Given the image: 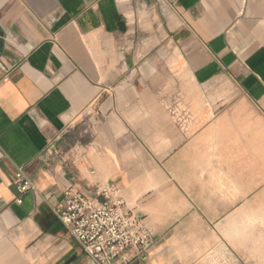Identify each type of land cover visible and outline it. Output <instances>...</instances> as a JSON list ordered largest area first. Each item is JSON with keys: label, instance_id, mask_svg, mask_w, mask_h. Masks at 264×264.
Listing matches in <instances>:
<instances>
[{"label": "crops", "instance_id": "obj_1", "mask_svg": "<svg viewBox=\"0 0 264 264\" xmlns=\"http://www.w3.org/2000/svg\"><path fill=\"white\" fill-rule=\"evenodd\" d=\"M72 186L148 230L126 264H264V0H0V264H94Z\"/></svg>", "mask_w": 264, "mask_h": 264}, {"label": "built area", "instance_id": "obj_2", "mask_svg": "<svg viewBox=\"0 0 264 264\" xmlns=\"http://www.w3.org/2000/svg\"><path fill=\"white\" fill-rule=\"evenodd\" d=\"M14 184L21 196L35 189L22 168L16 172ZM100 195L106 197L107 192L86 197L72 186L56 214L94 264H126L127 253L134 249L145 252L153 245L152 237L124 204L101 201ZM17 203L22 204V198Z\"/></svg>", "mask_w": 264, "mask_h": 264}]
</instances>
